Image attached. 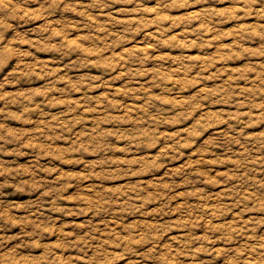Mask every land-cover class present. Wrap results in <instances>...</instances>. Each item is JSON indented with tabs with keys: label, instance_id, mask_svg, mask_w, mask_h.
<instances>
[{
	"label": "clouds",
	"instance_id": "clouds-1",
	"mask_svg": "<svg viewBox=\"0 0 264 264\" xmlns=\"http://www.w3.org/2000/svg\"><path fill=\"white\" fill-rule=\"evenodd\" d=\"M0 264H264V0H0Z\"/></svg>",
	"mask_w": 264,
	"mask_h": 264
},
{
	"label": "rangeland",
	"instance_id": "rangeland-1",
	"mask_svg": "<svg viewBox=\"0 0 264 264\" xmlns=\"http://www.w3.org/2000/svg\"><path fill=\"white\" fill-rule=\"evenodd\" d=\"M226 43H227V41H226ZM41 58L43 59V58H45V57H41ZM229 67H234V65H229ZM8 90H10V91H11V90H13V89H8ZM20 163H22V164H23V163H26V162H25V161H20ZM174 234H175V233H174Z\"/></svg>",
	"mask_w": 264,
	"mask_h": 264
}]
</instances>
